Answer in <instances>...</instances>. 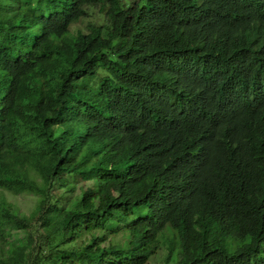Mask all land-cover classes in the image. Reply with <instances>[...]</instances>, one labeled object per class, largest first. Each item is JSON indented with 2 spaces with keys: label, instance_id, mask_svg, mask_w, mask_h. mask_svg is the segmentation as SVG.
I'll use <instances>...</instances> for the list:
<instances>
[{
  "label": "trees",
  "instance_id": "obj_1",
  "mask_svg": "<svg viewBox=\"0 0 264 264\" xmlns=\"http://www.w3.org/2000/svg\"><path fill=\"white\" fill-rule=\"evenodd\" d=\"M263 8L0 0V264H264Z\"/></svg>",
  "mask_w": 264,
  "mask_h": 264
},
{
  "label": "rangeland",
  "instance_id": "obj_2",
  "mask_svg": "<svg viewBox=\"0 0 264 264\" xmlns=\"http://www.w3.org/2000/svg\"><path fill=\"white\" fill-rule=\"evenodd\" d=\"M102 21H103L102 14L98 11L97 8H94L91 11V16L77 22L71 27V32L75 33L77 30L82 32H87L89 27H91L93 24H98L101 23ZM71 181L76 183L77 179H73ZM79 181L80 179L78 180V182ZM1 195L4 196V198L8 202L12 204H17L21 212L24 214H28L30 212L35 201V199L32 197H22V196L14 197L12 194L6 192H0V196ZM166 255H167V248L165 245H162L160 249L156 252V254L152 256L146 264H165L164 261Z\"/></svg>",
  "mask_w": 264,
  "mask_h": 264
},
{
  "label": "clouds",
  "instance_id": "obj_3",
  "mask_svg": "<svg viewBox=\"0 0 264 264\" xmlns=\"http://www.w3.org/2000/svg\"><path fill=\"white\" fill-rule=\"evenodd\" d=\"M260 11L264 14V8ZM256 67L258 69L257 74L259 75V78H260L259 84L264 86V57L261 58L258 63H256ZM242 85H243V90H242V93H243L245 90H248V91L250 90V88L253 86V82H251V81L250 82H242ZM247 98L250 100V98L248 96H247Z\"/></svg>",
  "mask_w": 264,
  "mask_h": 264
}]
</instances>
